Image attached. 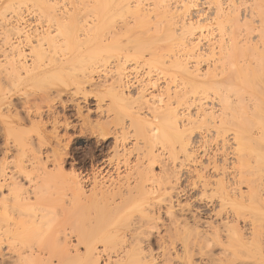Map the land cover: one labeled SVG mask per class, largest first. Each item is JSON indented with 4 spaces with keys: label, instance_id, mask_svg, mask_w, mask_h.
Masks as SVG:
<instances>
[{
    "label": "bare ground",
    "instance_id": "1",
    "mask_svg": "<svg viewBox=\"0 0 264 264\" xmlns=\"http://www.w3.org/2000/svg\"><path fill=\"white\" fill-rule=\"evenodd\" d=\"M74 82L98 99L73 116L102 131L108 97L134 134L115 136L113 153L132 161L66 174L76 126L48 104L22 113L8 101ZM0 134L1 264H253L263 258L264 0H0ZM195 191L198 206H184Z\"/></svg>",
    "mask_w": 264,
    "mask_h": 264
},
{
    "label": "rangeland",
    "instance_id": "2",
    "mask_svg": "<svg viewBox=\"0 0 264 264\" xmlns=\"http://www.w3.org/2000/svg\"><path fill=\"white\" fill-rule=\"evenodd\" d=\"M144 70H146V69H144L143 66H142V68L139 69L138 73H137V70L132 72V74H131V78L132 79H130V80H132V82H134L135 85H136V82H138L139 80L141 81L143 79V77H144V79L146 78V76H145L146 73L145 72H147V70L146 71H144ZM133 73H134V75H133ZM143 73H145V74H143ZM74 75L76 77H74ZM80 75H81L80 72L75 71V73L72 74V77H70V78H73L71 80L75 81L76 83H80L81 82V80H80L81 76ZM150 75H152V74H150ZM141 77H142V79H141ZM155 78H157V77L153 76V79L157 82V80ZM133 80H136V81H133ZM78 81H80V82H78ZM140 81H139V83H140ZM75 82H74V85L70 84V83H68L66 86L59 85L57 87V89H58V91L61 92V93L58 92L60 95L58 93L57 94L54 93V95H57V97L54 96L53 93L51 92V95H50L49 98L41 99V101H40L39 98H40V96L42 94L40 89H42V88L41 87L40 88H35V89L34 88L33 89H28L27 88L26 91H22V92L21 91H17V92L14 91L15 93L12 92L8 101H10V103L12 102L11 104L14 105V108L16 110L20 111V112H22V110H23L22 108L23 107H31V108L34 109V108H39V106H40L39 109L41 111L46 112L47 111L46 109H48L47 106L48 107L50 106L51 111L53 110L52 112H54L56 115L59 113L57 116H59V118L62 119V120H60L61 122L63 121V116H64V117L68 118V121H70L72 123V125L76 126L73 129L72 128H68L67 129V135L66 136L70 137V143L68 144V146L66 148L67 151L65 150L66 153L68 154V155H66L67 157L65 156L66 163H65V166H64V168H65L64 171H65L66 174L73 172V173H75V175H78L79 177L85 178L86 176L90 177L91 173L99 171L102 167H105V170L108 167H110L112 169L116 168L117 166L118 167H122L124 162L126 161V158H129L132 161L134 159L133 153H132V155H127L126 157H124L122 155V153H119V154L116 153L117 155H115V153H113V150H114L113 146L115 147V140H114L115 136H119V137L120 136H125V137L127 136V137H129V136H134V134H133L131 128H126V127L124 128V125L122 126L121 120L116 118V115L112 118V112L109 113V107H108L109 98L108 97H103L104 103L102 102V104L104 106L103 110L107 111V109H108V114L110 115V120H108V123H107L105 129L102 130L105 133H103L100 129H97V128H94V127H90L86 123H84V124L81 123L82 125H84V126H82L80 124V122L77 120L76 116H73V111H74L75 106L78 105L79 107H81L83 114H85L88 109L89 110H93L94 101L98 99V93L95 90L89 91V89L91 90V88L88 87V86H85V85H84L85 87L82 90L81 89H77L79 87L78 85H80V84H77V88H76ZM139 83H137V84H139ZM162 83H163V81L160 79L157 82V84H158L157 87L159 85L161 86ZM73 86H75V87H73ZM80 86H82V85H80ZM65 87H67V88H65ZM86 87H88V88H86ZM29 94H30L31 97L28 96ZM58 95H59V97H58ZM35 96H36V98H35ZM32 97H33V99H32ZM26 98H28V99H26ZM58 98H60V99L58 100ZM45 100H47V102ZM57 101H59V102H57ZM27 102H29V103H27ZM35 105H37L38 107L35 106ZM45 105H47V106H45ZM95 116H96L95 113H91L90 116H89V119L91 121H95ZM104 121H105V119H104ZM48 126L49 125H47V127ZM123 128H124V130H123ZM28 129H29V125L27 124L25 126V130H28ZM49 129H50V126H49ZM49 129L47 128V130H49ZM59 130H58L59 134L63 133V131H64V129H62V128H60ZM105 130H107V131H105ZM1 139L2 138L0 137V153H1V150L3 148V139L2 140ZM11 155H13V154H11ZM0 159H1V154H0ZM107 160H108V162H107ZM7 171L9 173V170H7ZM260 180H262V181H260ZM260 180H259L260 181L259 183L256 182L258 184V187L255 186V188L258 190L259 195L262 197V204L261 205H262V207H264V184H263L264 182H263V178H260ZM256 183H255V185H256ZM88 184H86V186ZM183 185H185V184L183 183L182 186ZM244 190H246V188L242 187V191H244ZM195 192L188 193L185 196L181 197L180 198L181 203L184 206H186V204L191 206V204L192 203L194 204V202H195V201L193 202L194 199L197 198L196 201H198V197L196 195L197 192L196 193ZM209 195H210V193L207 194V196H208L207 197L206 194H205L206 197L204 196L202 198L203 199L202 203L207 204V205H208V203H210V205L212 204L213 206L208 205L209 210L214 209V211H216L215 209L217 208V206L219 207V204L216 203L218 201H217L216 197H214L212 194H211L213 196L212 198ZM209 198H211V200ZM243 202H244V205L246 206L247 202H245V201H243ZM243 202H242V204H243ZM193 204H192L193 207H197L198 206L197 202H195L194 205ZM218 209H217V211H219L221 209V207H220L219 210ZM227 210H229V211H227ZM241 210H243V209H241ZM221 211H223L222 213L233 214V213H231V212H233V210H232V208H230L229 204H227L226 206L224 205V209L222 207ZM224 211H226V212H224ZM241 212H242V214H241ZM239 214H241L240 216L237 215L239 217V221H240V225L239 226H240V228L243 227L242 231H244V233H246V231L248 232V230L246 229L247 226H245V228H244V224L246 222L249 223V220H251V218H250L251 216L250 215L252 213L249 212L248 210L244 209V211H240ZM240 217H241V219H240ZM262 224H263V226H262ZM262 224L260 225V227H262V229H261V231L259 230L261 232V233L259 232L260 233V241H259V243H260V246L263 248V253H262L263 254L262 255L263 258L258 259L256 261H253V264H264V223H262ZM260 227H259V229H260ZM243 229H246V230H243ZM202 251L205 252L204 249ZM199 256L200 255H198V256L196 255L194 257L193 261L197 262V263L195 262L194 264H199L200 263L199 258L201 256L200 257ZM238 258H239V256H234V261H235L234 263L235 264H239ZM5 263H3V264H5ZM185 263L186 262H184V264ZM200 264H202V262Z\"/></svg>",
    "mask_w": 264,
    "mask_h": 264
}]
</instances>
